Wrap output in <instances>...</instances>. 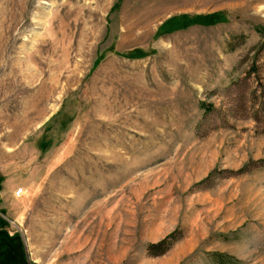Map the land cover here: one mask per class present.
<instances>
[{
  "label": "rangeland",
  "instance_id": "obj_1",
  "mask_svg": "<svg viewBox=\"0 0 264 264\" xmlns=\"http://www.w3.org/2000/svg\"><path fill=\"white\" fill-rule=\"evenodd\" d=\"M263 30L264 0H0V264H264Z\"/></svg>",
  "mask_w": 264,
  "mask_h": 264
},
{
  "label": "trees",
  "instance_id": "obj_2",
  "mask_svg": "<svg viewBox=\"0 0 264 264\" xmlns=\"http://www.w3.org/2000/svg\"><path fill=\"white\" fill-rule=\"evenodd\" d=\"M217 21H219V17H217V15H210L208 17H204V18H191L189 19L186 16H182L180 17V19L177 21L178 24V28H185L186 26H188L190 23L193 24H204V25H214L217 23ZM262 35L264 36V30L262 31ZM264 44V43H263ZM165 243H162L160 246H156V247H150V252H152V254H164L166 252V250L168 249V246H166L165 248H162L164 246ZM155 249H160V251L158 253H155ZM213 262L214 264H240L239 261H237L235 258L230 257L228 255H223V254H213Z\"/></svg>",
  "mask_w": 264,
  "mask_h": 264
},
{
  "label": "built area",
  "instance_id": "obj_3",
  "mask_svg": "<svg viewBox=\"0 0 264 264\" xmlns=\"http://www.w3.org/2000/svg\"><path fill=\"white\" fill-rule=\"evenodd\" d=\"M23 190L22 189H19L16 193H15V197L16 198H20L21 196H23Z\"/></svg>",
  "mask_w": 264,
  "mask_h": 264
}]
</instances>
